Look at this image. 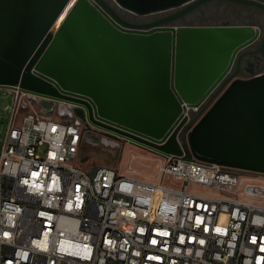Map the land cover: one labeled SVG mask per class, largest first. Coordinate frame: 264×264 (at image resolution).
Returning a JSON list of instances; mask_svg holds the SVG:
<instances>
[{"label": "built area", "instance_id": "built-area-1", "mask_svg": "<svg viewBox=\"0 0 264 264\" xmlns=\"http://www.w3.org/2000/svg\"><path fill=\"white\" fill-rule=\"evenodd\" d=\"M236 61L197 103L172 87L180 113L161 139L96 114L113 130L96 127L101 134L91 136L158 155L159 181L83 168V124L43 115L19 87L3 89L14 105L0 152V264H264V174L200 162L187 146L188 134L235 80ZM119 133L153 144L177 133L183 155H160ZM195 189L220 196L201 197Z\"/></svg>", "mask_w": 264, "mask_h": 264}, {"label": "water", "instance_id": "water-1", "mask_svg": "<svg viewBox=\"0 0 264 264\" xmlns=\"http://www.w3.org/2000/svg\"><path fill=\"white\" fill-rule=\"evenodd\" d=\"M72 1L0 0V89L19 87L43 115L76 119L87 131L84 143L93 147L120 146L91 136L101 134L96 127L113 130L98 123L96 114L163 138L180 113L170 86L197 103L235 59L240 67L239 53L262 37L246 27L176 23L212 1L264 11V0H113L138 17L179 10L147 25L127 23L106 0L93 1L114 25L88 0ZM260 51L264 55V40ZM119 135L160 155H183L177 133L163 144ZM187 144L200 162L264 174V73L233 80L188 134Z\"/></svg>", "mask_w": 264, "mask_h": 264}, {"label": "rangeland", "instance_id": "rangeland-1", "mask_svg": "<svg viewBox=\"0 0 264 264\" xmlns=\"http://www.w3.org/2000/svg\"><path fill=\"white\" fill-rule=\"evenodd\" d=\"M118 14L126 13L114 7ZM176 11L162 13L166 16ZM240 13H252L258 16L259 21L253 27L264 31V15L254 7L244 6L226 1H212L194 10L186 20L178 23L179 26L190 27H222V26H244L249 20L240 17ZM177 25V26H178ZM13 97L6 90L0 89V152L4 144L13 108ZM191 155V154H190ZM192 156V155H191ZM81 166L91 169L94 166H105L117 169L124 176L136 177L139 179L159 181V166L161 164L158 155L148 152L137 146L122 142L118 148L93 147L84 143L80 154ZM170 187L181 188L179 183L170 181ZM196 195L205 198H216L220 196L202 189L193 191Z\"/></svg>", "mask_w": 264, "mask_h": 264}, {"label": "flooded vegetation", "instance_id": "flooded-vegetation-1", "mask_svg": "<svg viewBox=\"0 0 264 264\" xmlns=\"http://www.w3.org/2000/svg\"><path fill=\"white\" fill-rule=\"evenodd\" d=\"M254 8H256V7H254ZM256 9L260 10L262 12V14L264 15V11H262L259 8H256ZM161 14H156V15H152V16H148V17H138V16H135L133 14L126 12V13H120L119 16L129 24L147 25V24L153 23L155 21L161 20L165 17H168L174 13H172L170 15H166V16H163ZM238 15L242 18L249 20V24L244 25V27H246V28L253 27V24L257 23V21H259L258 16L255 14H252V13H240ZM188 16L179 20L176 23V25H178V23L186 20L188 18ZM251 23H253V24H251ZM258 31L260 32V34L262 36L261 39L256 44H254L253 46L241 51L238 55L239 57H242V62H241L240 67H238L236 65V70L233 74L235 79H237V78L249 79V78H252V77L257 76L259 74L264 73V55L260 51L263 40H264V31L261 30L260 28H258ZM170 88L172 90V86H170ZM178 106H179V104H178ZM179 110H180V107H179ZM121 126H123L124 128H126L128 130H132L134 132L141 133L140 131H138L136 129H132L128 126H124V125H121ZM141 134H143V133H141ZM94 135H95L94 138L96 139L97 134H94Z\"/></svg>", "mask_w": 264, "mask_h": 264}, {"label": "crops", "instance_id": "crops-1", "mask_svg": "<svg viewBox=\"0 0 264 264\" xmlns=\"http://www.w3.org/2000/svg\"><path fill=\"white\" fill-rule=\"evenodd\" d=\"M182 26H184V25H182ZM231 27H244V26H231ZM251 28L254 29V27H251ZM148 92H154V91L149 90Z\"/></svg>", "mask_w": 264, "mask_h": 264}, {"label": "bare ground", "instance_id": "bare-ground-1", "mask_svg": "<svg viewBox=\"0 0 264 264\" xmlns=\"http://www.w3.org/2000/svg\"><path fill=\"white\" fill-rule=\"evenodd\" d=\"M75 0H73L72 2H71V4L74 2ZM65 15V14H64Z\"/></svg>", "mask_w": 264, "mask_h": 264}]
</instances>
